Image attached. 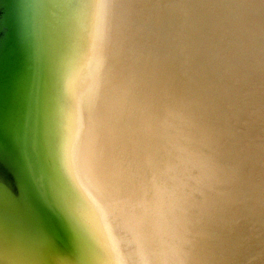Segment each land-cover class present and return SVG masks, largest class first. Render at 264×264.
I'll list each match as a JSON object with an SVG mask.
<instances>
[{
	"label": "clouds",
	"instance_id": "obj_1",
	"mask_svg": "<svg viewBox=\"0 0 264 264\" xmlns=\"http://www.w3.org/2000/svg\"><path fill=\"white\" fill-rule=\"evenodd\" d=\"M98 7L97 124L67 161L94 262L264 264V0Z\"/></svg>",
	"mask_w": 264,
	"mask_h": 264
},
{
	"label": "water",
	"instance_id": "obj_2",
	"mask_svg": "<svg viewBox=\"0 0 264 264\" xmlns=\"http://www.w3.org/2000/svg\"><path fill=\"white\" fill-rule=\"evenodd\" d=\"M102 2L0 0V248L22 249L34 264H51L53 256L88 264L73 198L50 160V70L43 56L48 52L56 67V50L78 13L85 34H95Z\"/></svg>",
	"mask_w": 264,
	"mask_h": 264
},
{
	"label": "bare ground",
	"instance_id": "obj_3",
	"mask_svg": "<svg viewBox=\"0 0 264 264\" xmlns=\"http://www.w3.org/2000/svg\"><path fill=\"white\" fill-rule=\"evenodd\" d=\"M84 11L85 5L83 7ZM69 20L68 39L60 44L55 53L56 67L53 68L48 52L45 51L43 61L50 70L48 100L52 116V139L54 148L50 151V160L63 176L65 189L73 198L76 197L72 188L68 159L74 152L81 137L90 135L96 128L95 89L96 77L103 67V56L99 52L101 39L99 29L90 35L83 30V16ZM100 11H98V16ZM44 65V63H42ZM50 142V141H49ZM69 195V194H68ZM78 233L85 240V260L88 264H103L93 260L95 249L90 240L93 235L89 219L81 217L80 222L74 215ZM135 218L129 221V230L135 231Z\"/></svg>",
	"mask_w": 264,
	"mask_h": 264
}]
</instances>
